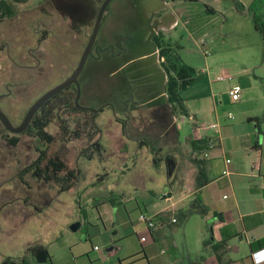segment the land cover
<instances>
[{
	"label": "rangeland",
	"instance_id": "1",
	"mask_svg": "<svg viewBox=\"0 0 264 264\" xmlns=\"http://www.w3.org/2000/svg\"><path fill=\"white\" fill-rule=\"evenodd\" d=\"M19 1L16 4L19 17L0 22V43L10 44L12 56L26 58L27 50L36 47L37 37L34 35L33 27L36 26L37 20L47 25L52 20L46 15L37 20L32 16L55 11V4L58 0ZM74 1L79 2L81 8L87 11L86 17L84 14L81 15L79 37H76L71 29L68 30L67 27L58 29L56 24H53L55 27L53 35L39 49L38 53L44 58L36 72H26L17 68L7 58V55L1 52L0 92L6 91L9 84L22 83L29 92L35 88L36 94L41 90L43 93L74 72L89 41L98 10L104 0ZM194 4L197 5L194 7L197 13L195 22H202V19L206 17L202 16V12L206 11L205 4L212 8V1L204 0L203 3ZM161 6L162 0H113L108 6L94 49L80 75L82 81L92 79L93 82L90 83L91 87L87 82H83L81 89L83 95L82 98L80 95L79 100L81 106H88L93 110H98L104 105V111L97 112L93 118L88 114L79 115L82 123L89 122L91 119L96 123L97 128L92 131L90 142H99L103 147V152L96 151L93 159L81 158L77 164V157L84 147L85 139L72 140L70 143L52 145L49 148V154L59 157L65 163L67 171L76 174L77 167L81 169L79 178L72 182L73 186L78 187L66 192H61L60 186L54 181H37L30 175L25 177L30 188L28 191L19 179L12 180V184L7 186L11 188L7 197L13 201L12 208H7L4 215L0 216V264L7 258L18 260L26 256L35 261L29 253V247L36 244L48 247L54 252L56 259L58 258L55 264H76L68 263L63 256L64 252L60 253L62 244L69 240L76 241L78 245L73 249L86 252L92 249L98 241L85 240L84 225L76 232L71 231V226L82 218L80 208H93L99 203L102 206L101 211L104 217L114 219L116 224L122 228L121 230H124L125 226L122 227V225L127 222V227L130 229L132 223L137 224L140 214H147L150 211L148 205L151 206L155 202L156 210L167 206L163 203L162 196L170 191L173 192L174 187H186L188 190L195 188L194 183L198 170L191 162V158L194 157L191 142L197 137L194 135L195 124L190 126L187 118L182 122V117L178 112L173 114L171 107L167 106L165 96L156 101L157 106L153 109L145 106L139 111L129 113L135 108L134 103L141 100L137 95L133 96L134 99L130 97L132 93L135 94V88L141 84L140 82L146 85L147 91L144 92V97L159 94L160 89L164 90L162 78L161 82L157 74L156 55L144 61L141 60L142 55H151V52L155 50L153 37L160 35L161 26L153 16H148L153 15L155 10H160ZM182 28L179 26L178 30ZM237 45L236 41H232L223 51V58L226 64L230 65L226 67V70L237 79L215 84L213 88L216 92L222 93L230 85H240L243 88L248 79L253 80L254 76L264 75L263 42L262 45L256 47L249 44L242 47V51H238ZM184 46L191 50L194 49L190 44ZM100 50L104 51L105 55L114 50L120 55L110 65H105L104 62L99 65L95 59L96 55L98 57L101 53ZM115 66L123 67L118 74L110 78L108 70ZM244 68L250 69L249 76L242 77L239 82L235 74ZM256 83L263 95L264 77L258 79ZM184 92L180 93L184 94ZM251 96L254 95L251 93ZM7 101L11 105L21 104L19 97L9 98ZM257 105V101L250 100L246 104V109L255 108ZM221 110V115L227 116L228 112H231L234 117L237 116L238 109L228 104L227 100ZM125 112L128 114H124ZM126 116H129L131 123L127 129L128 137L123 136L116 121ZM135 116H138L137 119L134 118ZM260 117L264 128V113ZM167 124L171 126L163 134ZM175 126L179 135L175 133ZM138 138L148 144L154 141L155 145H152V148L158 149V154L154 156L153 149L147 145L139 146L137 141L135 142ZM22 140L25 141V137H22ZM35 149L36 145H33V159L36 157ZM29 152L28 146H19L16 150V160L9 155L0 160V182L12 176L11 170L14 166L22 165L23 167L29 164V161L23 157ZM113 199L122 201L120 210L111 208L108 202ZM23 201L27 204H23ZM95 215L98 216L96 212L93 216ZM106 225L109 226V223L107 222ZM191 225L193 224L187 226L186 238H184L183 230L177 232L178 248L182 252H186L184 251L187 248L186 240L192 249L201 250L193 237L191 230L193 226ZM139 234L141 231L138 235L130 233L134 249L141 248ZM209 235L208 232V238ZM145 238L147 241L143 243L144 246L150 245L156 254L161 252L162 258H168L170 252L167 242L151 246L153 244L150 236L147 234ZM77 264L90 263L84 257L82 261L78 260Z\"/></svg>",
	"mask_w": 264,
	"mask_h": 264
},
{
	"label": "crops",
	"instance_id": "2",
	"mask_svg": "<svg viewBox=\"0 0 264 264\" xmlns=\"http://www.w3.org/2000/svg\"><path fill=\"white\" fill-rule=\"evenodd\" d=\"M210 1L216 12H202V16H206L202 22H195L197 13L194 7L197 5L184 0H162L160 10H155L153 15L148 16H153L160 24L159 33L164 40L167 38L165 41L180 45L178 53L183 62L198 71V81L195 80L183 90L184 94L180 95L187 108V118L193 119L188 120L189 125L196 122L199 126L206 127L199 137L195 132L194 135L197 136L196 140L208 139L209 148L201 153L193 150L192 152L194 157L206 162L207 184L200 189L195 186L191 190L186 187H174L173 192L162 196L163 203L167 206L156 210L155 202L151 206L148 205L150 211L144 215L154 217L156 226L153 229H148L144 223L138 221L137 224L132 223L130 229L127 227L128 223L124 222L122 227L125 228L121 230L114 219L104 217L99 203L93 208H80L82 218L77 220L80 223L79 229L82 225L86 228L85 240L98 241L86 252L74 250L78 245L76 241L64 242L60 253L64 252L63 256L68 263L77 264L78 260L82 261L85 257L90 264H180L188 254L193 257L203 255L202 264H264V128L260 117L264 113V91L261 95L262 90L256 83L264 75L254 76L253 80L248 79L237 102H232L228 96V90L232 85L222 93L216 92L213 88L219 83L216 81L219 75L230 76L231 80L237 79L226 70L230 65L226 64L223 58L225 47L236 41L238 51H242L241 48L249 44L254 47L262 45V39L252 19L247 15L238 14L231 0ZM253 1L241 0L246 7ZM179 26L183 28L178 30ZM247 38L249 40H245ZM188 44L194 49L184 46ZM118 55L120 53H116L115 50L108 52L107 55L103 51L98 57L96 55L95 60L99 65L101 62L110 65ZM153 55L157 57V74L160 81L162 78L164 90L160 89L159 94L144 97L146 85L140 82L132 96L137 95L141 99L138 101L141 108L150 106V109H153L157 106L156 101L165 96L166 74L161 67L163 59L159 57L156 47L151 55H142L141 60L144 61ZM122 67L115 66L108 70L110 78L118 74ZM249 73L250 69L244 68L235 75L240 82L241 78L249 76ZM88 80L86 82L89 86ZM251 93L254 96H251ZM226 100L228 104L238 109L236 117L231 112H228L227 116L221 115ZM250 100L257 101L258 105L246 109V104ZM229 114L232 118H229ZM212 125H216V128H209ZM170 126L169 124L165 126L163 134ZM227 160L230 163H227ZM196 197L206 209V214L193 215L183 226H177L172 221L175 219L173 214L178 210L192 207ZM108 203L116 210H120L122 205L121 200ZM94 212L98 216H93ZM107 222L109 226L106 225ZM190 224H193L191 225L193 237L201 250L192 249L186 240L187 248L184 249L186 252H182L178 248L177 234L179 230H183L186 238L187 226ZM90 227L91 229H88ZM140 231L141 248L134 249L130 233L138 235ZM145 232L152 240L151 246L168 243L170 252L168 258H162L161 252L156 254L150 245L147 247L143 245L147 241ZM208 232L209 238L211 236L213 238L211 241L207 237ZM141 237L145 238L144 242L141 241ZM206 240L209 242L204 249L203 243ZM95 247H98V250H95ZM46 248L50 256L46 262H37L29 258L28 264H55L58 258L56 259L51 249Z\"/></svg>",
	"mask_w": 264,
	"mask_h": 264
},
{
	"label": "flooded vegetation",
	"instance_id": "3",
	"mask_svg": "<svg viewBox=\"0 0 264 264\" xmlns=\"http://www.w3.org/2000/svg\"><path fill=\"white\" fill-rule=\"evenodd\" d=\"M55 7V11L45 13L42 12L39 13V16H32V18H36L37 20L46 15V17H50L52 18V20L48 25L40 20H37L36 26L33 27L34 35L37 37L36 47L27 50L26 58H16L12 56V54L10 53V44L8 42L0 43V53H5L7 55V58L17 68L26 72H36L39 69L41 61L44 57L38 52L42 45L49 40L51 35H53V31L55 29V27H53V24H56L58 29H64L65 27H67L68 30L71 29L73 31V34L76 35V37H79L81 15L84 14V16L86 17L87 11L81 8L79 2L77 3L74 0H58L55 4ZM17 17H19L18 11L16 15L12 17L0 19V22L13 20ZM53 18H55V20H53ZM70 76H67L59 84L67 80ZM83 82H86V80L82 81L79 76L78 84L80 86V91L83 87ZM88 82L89 86L91 87L90 83H92L93 80L89 79ZM59 84L51 87L46 91H43V93L41 90L37 94L34 91L35 88L30 90L29 92L23 87L22 83L9 84L6 91L0 92V111L6 117L12 128H19L33 105L42 96H44L53 88L57 87ZM76 95L77 85L73 83L50 98L47 102H45L44 105L40 107L34 114L27 128L21 133H14L12 130L8 129L0 120V160L5 159L7 155L14 157V160H16V150L19 146L25 145L30 148V152L23 155L26 161H29V164L24 165L23 167L22 165H19V167L14 166V168L11 170V172L13 173L12 176L9 179L0 182L1 217L4 215V211H6L7 208H12L13 201H10L7 197L8 191H10L11 188L7 186H10L13 181L19 179L20 183L24 186L26 191L30 190L28 182L25 180V177L27 175H30L31 178H34L37 181H54L60 186L61 192H66L72 188L78 187L76 185L73 186L72 182L79 178L78 176L81 174V169L77 167L75 172L76 174H74V172L67 171L65 163L61 161L59 157L54 154H49L48 151L52 145H64V143H70L72 142V140L80 141L82 139H85L84 147L80 150L77 157V164H79L81 158H84L86 160L93 159L96 151L103 152V147L99 142H90V139H92L91 136L93 134L92 131L97 128L96 123L93 119H91V121L89 122L82 123L80 121L79 115L81 113H83L84 115L88 114L93 118V116L97 115V112L104 111V105L101 106L98 110H93L91 108H88V106L83 107L79 104L80 97L78 99V103H76ZM80 95L82 98V92H80ZM14 97H19L21 99L20 105L9 104L7 100ZM130 97L133 98L132 95H130ZM56 98H58V100L55 103L54 100ZM106 104L107 106H110L109 103ZM134 104L135 108L132 110V112H129L130 114L134 113L135 111H139L141 108L138 106V101ZM126 113L128 114V112H125L124 114ZM137 117L138 116H135L134 118L137 119ZM128 118L129 116H126L124 119H116L117 125H119L123 136L126 137H128V126L131 124ZM22 137H25V141L22 140ZM136 141L139 146L143 144L153 149L152 151L154 156L156 155V153L158 154L159 150L152 148V145H155L154 141H150V144L145 143L140 138L135 140V142ZM33 145H36V157L34 159L32 154ZM55 158H58L60 162L66 167V169L55 172L54 174L50 171L49 162L50 160H53ZM49 175H55V178L57 180H47ZM22 203L27 204L26 201H23Z\"/></svg>",
	"mask_w": 264,
	"mask_h": 264
},
{
	"label": "trees",
	"instance_id": "4",
	"mask_svg": "<svg viewBox=\"0 0 264 264\" xmlns=\"http://www.w3.org/2000/svg\"><path fill=\"white\" fill-rule=\"evenodd\" d=\"M187 2H202L203 0H184ZM19 0H0V19L6 17H12L16 15L17 8L16 4ZM234 10L241 15H247L254 23L256 30L259 32L264 49V0H254L248 7H246L241 0H231ZM102 4V3H101ZM205 9L208 13H215L216 11L206 6ZM156 49L158 50L159 57L163 59L161 67L166 74V86H165V97L167 106H170L172 113H179L181 116H187V108L180 95V92L187 89L195 80H197L196 69L186 65L180 54L178 53L180 45L171 44L164 40V38L157 34L153 37ZM58 98L54 101L57 102ZM174 117V115H172ZM175 133L179 135L178 129L174 127ZM98 144V143H97ZM193 152H203L210 146L208 139L194 140L191 142ZM191 162L197 167L198 173L195 180V186L197 189L202 188L207 184V168L206 162L198 158H191ZM50 171L55 172L66 169V167L60 162L58 158L50 160L49 162ZM47 180H57L55 175H49ZM115 199L111 200V203ZM206 209L201 205L198 197L192 202V207L176 211L173 216L176 219L174 222L177 226H183L188 219L193 215L204 216ZM171 215V213H169ZM212 236L209 238L211 241ZM209 240L204 241V249L207 248ZM29 253L33 259L37 262H46L50 256L48 249L42 245H33L29 247ZM204 260L203 255L193 257L192 255L186 254L183 261L180 264H202ZM29 257L26 256L22 259L13 260L11 258L5 259L2 264H28Z\"/></svg>",
	"mask_w": 264,
	"mask_h": 264
},
{
	"label": "water",
	"instance_id": "5",
	"mask_svg": "<svg viewBox=\"0 0 264 264\" xmlns=\"http://www.w3.org/2000/svg\"><path fill=\"white\" fill-rule=\"evenodd\" d=\"M113 0H104L98 10L96 19H95V23L92 29V33L90 35L89 41L83 51V54L79 60V63L76 67V69L74 70V72L72 73V75L65 80L64 82H62L61 84H59L57 87L53 88L52 90H50L49 92H47L44 96H42L31 108V110L28 112V114L26 115L22 125L19 128H12V126L10 125V123L8 122V120L6 119V117L3 115V113L0 111V120L5 124V126L12 130L14 133H21L23 132L29 122L31 121L32 117L34 116V114L37 112V110L42 107L44 105L45 102H47L50 98H52L53 96H55L56 94H58L59 92H61L62 90H64L65 88H67L69 85L75 83L77 85V95H76V103H78V99L80 97V86L78 84V77L81 75L86 61L88 59V57L91 55L92 50L94 48L96 39L98 37L99 31H100V27L105 15V12L108 8V6L110 5V3ZM80 227V223H75L74 225L71 226V231L76 232L78 231Z\"/></svg>",
	"mask_w": 264,
	"mask_h": 264
},
{
	"label": "built area",
	"instance_id": "6",
	"mask_svg": "<svg viewBox=\"0 0 264 264\" xmlns=\"http://www.w3.org/2000/svg\"><path fill=\"white\" fill-rule=\"evenodd\" d=\"M226 80H231V77L227 76V75H219L218 77H216V81H218V82H222V81H226ZM241 93H242V88L240 87V85H233L228 90V96L230 97L232 102L239 101V99L241 97ZM186 118H187V116H182V122H184ZM229 118H232L231 114H229ZM187 119L189 121H193L192 117H188ZM193 123L197 125V127L195 128V133L199 137L201 131L206 130V127L199 126L196 122H193ZM209 128H216V125H212ZM227 163H230V161L227 160ZM172 221L176 222V219H173ZM139 222L144 223L148 229H153L156 226L154 217L147 216L144 214H141L139 216ZM141 241L144 242L145 238H141ZM95 250H98V247H95Z\"/></svg>",
	"mask_w": 264,
	"mask_h": 264
}]
</instances>
